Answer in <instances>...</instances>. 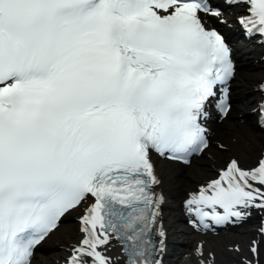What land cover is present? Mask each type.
Instances as JSON below:
<instances>
[{
    "label": "snow or ice",
    "instance_id": "snow-or-ice-1",
    "mask_svg": "<svg viewBox=\"0 0 264 264\" xmlns=\"http://www.w3.org/2000/svg\"><path fill=\"white\" fill-rule=\"evenodd\" d=\"M232 2L264 38V0ZM220 15L209 0H0V264H32L77 208L63 264H163L153 154L190 164L211 147L212 103L231 110V49L203 18ZM183 206L197 230L264 212V153L230 158ZM194 255L215 264L203 242Z\"/></svg>",
    "mask_w": 264,
    "mask_h": 264
},
{
    "label": "bare ground",
    "instance_id": "bare-ground-1",
    "mask_svg": "<svg viewBox=\"0 0 264 264\" xmlns=\"http://www.w3.org/2000/svg\"><path fill=\"white\" fill-rule=\"evenodd\" d=\"M243 50L247 51V49ZM251 53L249 51L245 52L247 55L245 61L248 64L240 67L239 73H237L234 81L233 95L235 96V107L233 111H230L235 116L242 113L247 117L246 121L241 123L239 118H227L225 124L216 125L215 127V136L213 139H219L225 146V150L220 151L215 147H210L208 149L210 152L209 158L202 156L185 169L174 165V163L162 161L157 163V171L162 179L160 187L166 195L165 210L167 213L165 215V224L172 231L168 251L170 257L177 255L176 250H178V247H188L191 240L197 237L195 233L183 226L184 222L178 201L188 190L192 189L193 185L212 176L213 167L218 166L223 159L229 156H236L242 165H250L253 163L258 151L264 145V131H258L251 123L255 115L250 113L246 114L247 109L254 106L253 100L256 91L253 89V86L259 82L264 74L263 64L253 62L254 58L249 59ZM240 98L245 99V103L242 101L239 102L238 100ZM73 213L71 212L65 217L68 219L67 223L59 227L51 237L37 247L39 253L35 255L33 264H52L54 257H57L61 252L59 246L65 245L67 242L73 240L76 236L75 222L72 217ZM239 236L242 237L241 234ZM221 244V240L215 237L209 243V247L216 251L219 261L229 262L231 255ZM48 248L56 249L53 258L46 252ZM178 259L174 261L175 264Z\"/></svg>",
    "mask_w": 264,
    "mask_h": 264
},
{
    "label": "rangeland",
    "instance_id": "rangeland-1",
    "mask_svg": "<svg viewBox=\"0 0 264 264\" xmlns=\"http://www.w3.org/2000/svg\"><path fill=\"white\" fill-rule=\"evenodd\" d=\"M170 236H171V234H170ZM226 243H228V242H225L224 244H226ZM166 264H171V262H170L169 259H168V261L166 262Z\"/></svg>",
    "mask_w": 264,
    "mask_h": 264
}]
</instances>
